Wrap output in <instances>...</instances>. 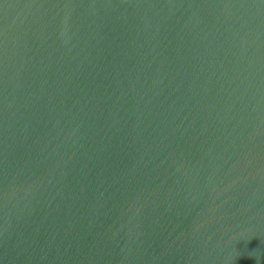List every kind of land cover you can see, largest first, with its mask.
Returning <instances> with one entry per match:
<instances>
[{
  "label": "water",
  "instance_id": "95a60500",
  "mask_svg": "<svg viewBox=\"0 0 264 264\" xmlns=\"http://www.w3.org/2000/svg\"><path fill=\"white\" fill-rule=\"evenodd\" d=\"M0 264H264V0H0Z\"/></svg>",
  "mask_w": 264,
  "mask_h": 264
}]
</instances>
